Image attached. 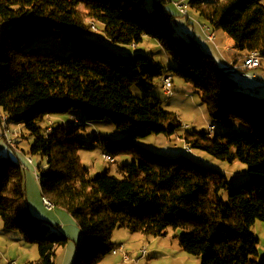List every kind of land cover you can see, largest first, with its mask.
<instances>
[{
    "label": "trees",
    "instance_id": "trees-1",
    "mask_svg": "<svg viewBox=\"0 0 264 264\" xmlns=\"http://www.w3.org/2000/svg\"><path fill=\"white\" fill-rule=\"evenodd\" d=\"M210 28L222 30L235 46L264 58V0H187ZM167 0H0V112L24 126L32 137L23 154L44 160L36 166L42 194L67 211L81 229L75 264H100L112 252L116 228L143 235H166L168 228L188 234L181 248L199 264L258 263V237L251 227L264 220V96L239 88L226 63H218L197 41L173 33L177 13ZM103 25L109 42L137 44L156 39L175 63L165 71L192 84L209 115L247 128L211 136L184 131L189 148L248 166L249 179L229 186L225 173L185 154L152 152L136 140L150 134L171 135L182 127L175 112L150 94L136 96L131 86H145L163 72L144 53L123 54L86 36L93 22ZM200 29V28H198ZM201 30V29H200ZM66 35L68 54L34 44L50 32ZM191 34V33H190ZM238 56L234 57L237 58ZM241 57V56H240ZM264 62H262V66ZM82 111L86 121H110L123 135L95 134L105 152L128 154L120 177L91 175L80 159L85 123L70 128L43 125L49 115ZM24 165L0 156V218L35 244L38 258L25 264H55V251L69 238L50 231L33 215L25 199ZM228 190L226 199L222 192Z\"/></svg>",
    "mask_w": 264,
    "mask_h": 264
},
{
    "label": "rangeland",
    "instance_id": "rangeland-1",
    "mask_svg": "<svg viewBox=\"0 0 264 264\" xmlns=\"http://www.w3.org/2000/svg\"><path fill=\"white\" fill-rule=\"evenodd\" d=\"M152 1L153 0H143V3L146 7H150ZM166 5L173 13H177L173 20V33L184 38H190L189 35H192V38L197 41L203 49H206L213 59L225 65L221 61L219 51L214 47L213 42L209 41L205 33L198 29V23H202V20L189 21L188 17L181 16L176 11L171 1L167 0ZM189 14L195 16V13L191 10H189ZM93 23L94 29L91 27V30L86 33L87 37L102 42L104 41L107 47L118 53L132 55L136 52H140L153 58L155 64L161 67L163 74L150 82H146V85L143 87L132 85L131 92L136 96L150 94L159 98L162 107L165 110L175 112L182 123V127L171 135L150 134L146 137L137 139V144L152 152L167 156L185 154L202 165L225 173L229 186L248 181L249 171L245 163L239 160H234L232 162L222 161L198 149L190 148L189 151H186L184 141L181 139L179 140L177 136L179 133L191 130H203L209 132L211 136H214L215 134L229 131L244 130L247 127L237 119L225 123L211 117L192 84L184 82L181 78L173 75L171 71H165L169 66H174L175 63L168 54H166L156 39L144 36L141 42L134 44L137 45L136 48L132 47V44L108 42L102 23L98 21ZM2 29L3 27L0 23V33ZM194 29H197L195 33L193 31ZM213 32L215 35L214 42L218 44V40L223 31L215 30ZM42 39V41L33 46H38L43 51L50 50L61 55L68 54L70 50V40L66 35H60V33L54 31L44 35ZM119 47L122 49H118ZM243 53H245V51ZM240 54L239 52L238 57L242 55ZM262 70L264 69L262 68ZM164 74L171 75L173 79L171 88L172 93L170 95L165 94L162 90V77ZM231 76L238 82L239 88L248 92H254L256 90L255 87L245 85L246 83L244 81L249 78L240 79L239 76L234 73H231ZM260 77L264 78V75ZM261 82L264 83V79H262ZM181 84L186 85V88L182 87ZM257 88V91H255L256 94L258 96H264V90L260 89L258 86ZM75 117L85 123L84 130L81 133L85 143L83 147L79 149L82 164L88 168L91 175L107 172L120 177L118 166L130 162L132 157L128 154H119L113 155L115 160L113 162L104 160L102 153H105V149L101 143L94 138L95 134H99L100 137L108 136L111 139H117L123 135V132L116 130L113 124L108 120L86 121L82 111L49 115V119L53 122V125L64 124V122ZM43 125H48V119H46ZM210 125L214 126L211 131L208 130V126ZM8 128L10 133L9 139L6 140L2 136V125L0 123V156H9L12 159L22 161L24 165L25 199L29 211L36 217L47 221L51 225L50 231L62 232L69 238L65 246L56 249L54 263L75 264L77 248L81 241V229L75 219L64 209L55 207L54 209L47 210L43 206L39 182L34 176L32 165L26 161V155L23 154L21 150L23 149L26 151L29 148L32 137L25 130L24 126H20L17 123L8 121ZM32 158V164L35 167L39 163L41 166L44 165V160L41 159L39 155H33ZM227 196L228 190L223 191L222 197L226 199ZM251 230L259 239L257 244L258 252L255 258L258 263H262L264 261V220L256 219ZM187 234L186 231L180 228H168L166 235L159 236L143 235L138 232H130L125 228H116L113 231L111 242L115 247L122 244L123 249L117 250L116 254L112 252L107 253L100 264H199L200 258L185 252L179 244L182 236H186ZM142 247H145L147 250L145 257H141L140 249ZM124 253L128 254L130 257L129 260L123 259ZM37 258L38 251L36 245L26 242L17 230L5 229L0 218V264H6L8 260L13 261L14 264H25L33 262Z\"/></svg>",
    "mask_w": 264,
    "mask_h": 264
},
{
    "label": "built area",
    "instance_id": "built-area-1",
    "mask_svg": "<svg viewBox=\"0 0 264 264\" xmlns=\"http://www.w3.org/2000/svg\"><path fill=\"white\" fill-rule=\"evenodd\" d=\"M173 3L174 8L176 9V11L181 15V16H185L188 17L190 19V14L185 12V3L184 0H169ZM198 28H200L206 35V38L213 42L214 47L216 49H219L218 44H216L215 41V35L210 31V27H205L204 25L198 23ZM259 57H261V53L260 51L257 50H252L251 54H244L242 53L241 57H237V58H231L229 60H225L224 57H221V61H224L228 67V69L230 70L231 73L236 74L237 76H239V78H252L255 81H258L259 83H263L261 82L262 79H264L263 77L257 76L255 74H249V71L251 69H255V68H260L261 66L259 65ZM172 85H173V81H172V77L169 74H164V76L162 77V90L165 94L170 95L172 93ZM1 115H0V123H1ZM48 119V117H47ZM51 121H48V125L47 127H49ZM214 128V126H208V130L211 131ZM2 136L7 140V135H5L4 129H2ZM189 149V148H188ZM102 157L104 160L113 162L115 161L114 158L109 155L108 153H102ZM26 161L28 163H30L33 167V162L30 161L28 159V157H25ZM47 210H51L54 209V207H49V205H43ZM123 249V245L120 244L117 247H114V249L112 250L113 254L117 253V250H121ZM140 253H141V257H145V255L147 254V250L145 247H142L140 249ZM123 259L124 260H129L130 257L128 256V254L124 253L123 254ZM6 264H14L13 261L8 260L6 261Z\"/></svg>",
    "mask_w": 264,
    "mask_h": 264
},
{
    "label": "crops",
    "instance_id": "crops-1",
    "mask_svg": "<svg viewBox=\"0 0 264 264\" xmlns=\"http://www.w3.org/2000/svg\"><path fill=\"white\" fill-rule=\"evenodd\" d=\"M195 16H193V15H190L191 17H190V19H189V21H191V20H198L199 18L197 17V15L196 14H194ZM200 20V19H199ZM202 22V21H201ZM195 30H197V29H194L193 31H194V33H195ZM219 43H218V47H219V49H218V51H219V54H220V58L221 57H224V59L225 60H229V59H231V58H233V57H236V56H239V52L241 53L242 52V50H240V49H238L236 46H235V41L233 40V39H231L226 33H222L221 35H220V38H219ZM104 42V41H103ZM109 42V41H108ZM132 47H137V45H132ZM118 49H122V48H118ZM241 55V54H240ZM224 64H225V62L224 61H222ZM218 63H219V61H218ZM221 64V63H220ZM262 68L264 69V66H262V67H260V68H256V69H254V70H250L249 71V74H253V73H255V74H257V75H264V70H262ZM240 79H242V78H240ZM172 81H173V79H172ZM242 81H244V80H242ZM246 84V86H251V87H255V89H256V91H257V86L258 87H260V89H262V90H264V83H260L259 84V82L258 81H255V80H253L252 78H249V79H247V80H245L244 81ZM257 82V83H256ZM182 85V87H185L186 88V85H184V84H181ZM181 87V86H180ZM184 89V88H183ZM19 125V124H18ZM21 126V125H20ZM182 133H179V134H177V136H178V138H179V140L181 139L180 138V135H181ZM182 140V139H181Z\"/></svg>",
    "mask_w": 264,
    "mask_h": 264
},
{
    "label": "bare ground",
    "instance_id": "bare-ground-1",
    "mask_svg": "<svg viewBox=\"0 0 264 264\" xmlns=\"http://www.w3.org/2000/svg\"><path fill=\"white\" fill-rule=\"evenodd\" d=\"M184 3H185V12L189 13V6H188V3H187V0H184ZM200 24L204 25L205 27H210L208 24H206L204 22H202ZM91 27L94 29V23L91 24ZM210 31L214 34V32L212 31L211 28H210ZM251 53H252V51H249L248 53H244V54H251ZM262 62H264V58L261 55V57H259V65L261 67H262ZM0 115L2 116L1 117L2 129H4L5 135H7V140H8L9 139V133H10V130L8 128V117H7L6 114H3L1 112H0ZM48 121H51L49 119V116H48ZM82 123L83 122H81L78 118L75 117L73 119L68 120L67 122H64L63 126L65 128H70V127H73V126H78V125H80ZM52 125H53V122L51 121L49 127H46L45 131L49 132L51 130V128H52ZM210 126H213V125H210ZM188 148L189 147L186 146V151H189L190 148L189 149ZM25 157H28V159L30 161H32V159L29 156L26 155ZM33 173H34V176H35L36 180L38 181L39 180V176L37 174L36 167L34 165H33ZM41 199H42V204L43 205H49V207H54V208L56 207L55 203L48 196L42 194Z\"/></svg>",
    "mask_w": 264,
    "mask_h": 264
}]
</instances>
